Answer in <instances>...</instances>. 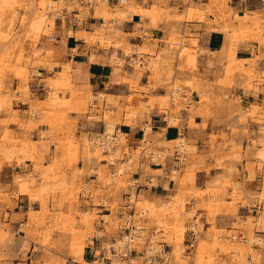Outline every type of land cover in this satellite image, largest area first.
<instances>
[{"label": "rangeland", "instance_id": "1", "mask_svg": "<svg viewBox=\"0 0 264 264\" xmlns=\"http://www.w3.org/2000/svg\"><path fill=\"white\" fill-rule=\"evenodd\" d=\"M55 1L0 0V127H2L0 157L3 156L8 159L20 154L19 158L16 159L17 163L25 158H30L34 162L33 171L38 176L37 181L32 173L15 176L16 190L10 194L0 192V203H8L10 195L28 189L29 199H35L39 206L38 212L27 211V220L24 224L19 222L22 227H20L21 232H19L17 239L13 238V234L9 230H3L5 225L0 224V264H11L10 262H1L6 261L10 256H15L16 252H19V259H16L19 261L17 264H28L25 260V252L29 250V240H33L42 246L40 250L37 248L33 250L35 255L29 264L90 263L92 260L86 261L82 258V251L84 246L89 243L91 236L100 233L93 226V220L100 217L105 222L103 225L105 233L112 236L116 232L118 234L117 225L119 221L116 219L118 214L108 218L97 216L95 210L80 211L77 208L78 193H89L91 197H95L92 203L97 202L96 197H99V195L101 196V204L103 203V196L112 198L111 209L114 212V210L120 208L119 205H123L124 196L121 194V197L120 193H124L126 187H128L127 185L132 183L131 176L134 173L140 172L137 184L142 186L148 179V184H146L148 187L153 186L158 178L169 180L172 175L167 174L166 169H164L165 173L152 172L150 171L151 168L147 166L141 167L140 170L136 168L137 159L142 148L137 141L141 136L133 144L128 143L126 136H123L126 141L121 136L119 144L115 147L116 150L114 151V148L108 154L101 153L95 143L92 144L89 140L93 138V134L90 138L83 134L79 139L75 137L73 130H71V123L75 119L68 117L72 112L78 117L88 115L90 119L98 121V132H101L103 123L119 127L120 122L114 113L102 110V95L97 94L96 98L98 100L94 106L92 105L93 97L90 90L87 89L84 93L74 89L70 84L67 86V83L65 84L63 81L66 77L63 72L59 74V79H56L57 73H55L53 79L41 75L42 70L39 67L49 66V62L43 59L41 54L46 56L51 54L50 39L57 34L52 33L57 22L53 8H57L59 12L69 10L72 6L80 12L83 8L82 4L79 6L77 3H73L68 6L64 0L58 3H55ZM89 1L99 4V0ZM258 1L260 2V0ZM118 2L120 6L114 9V16L117 18L120 17L121 12L134 9L133 3L129 0H118ZM203 2L206 4H202ZM235 2L236 0H179L178 9L164 11L159 6L152 4L148 7L149 10L142 8L132 10L140 13L142 19L145 18L151 23L172 21L175 26H172L164 37L153 41L152 45L147 44L146 40H144L141 47L128 44L123 46L119 42H115L122 54L128 58V63L125 64L130 67L127 68L130 69L128 73L130 72L131 76L125 78L126 81H129L132 77L143 76L146 73L148 74V88H162L164 90L161 97L147 96L143 99L137 95L129 97L127 103L139 110L138 113L129 110L126 118L141 117L147 111L154 110L159 116L162 115L168 126H174L178 123L177 113L182 107L179 104L181 89L191 86L194 81L191 82L182 75L184 73L191 74L196 69L194 61L196 49L190 48V45L194 44L191 41L192 36L187 32H181L182 25L180 24L183 22L197 21L204 24L211 31L223 33L226 42L224 49L229 50L237 40L247 41V39L264 46V11L247 13L241 19H238L236 12L231 8V5ZM47 3L50 4V7L47 6ZM260 4L264 7V3L260 2ZM107 16L109 17L110 14L107 13ZM207 16H210V22ZM75 36H82L89 41L98 40V33L97 37L95 34L85 35L80 32L76 33ZM110 42L111 39L105 38L104 41H100V45L107 47ZM156 43L162 44L160 49H158ZM43 45L46 46L45 50L41 49ZM135 54L140 57L141 63L139 66L136 61V64H132ZM109 63L125 65L117 59L115 53H111ZM37 71L40 72L37 78L42 76L41 81L46 83L47 87L55 88L59 92L53 89L51 92H47L46 96H39L43 101L37 100L38 98L32 95L33 100L29 101L28 97L31 96L29 90L33 91L32 88H36L35 82L34 84L30 82L34 81L32 75ZM233 74L247 76V73L242 71L237 64L227 63L222 70V75L225 78L229 76L228 79H230ZM225 80H218V84L227 85L228 82ZM131 89L136 90L134 87ZM143 90L140 89V91ZM174 90H178V92L175 98L170 101L169 94ZM18 100L29 102L28 113L36 111L43 113L45 116L51 117L46 118V122L51 124L55 120L57 123L55 128L58 130V135H56L59 137L56 138L55 150H58L59 155L52 158V161L46 167L36 162L37 156L33 150L23 151L17 149V144H20L21 148L23 145L28 147L31 144L33 146L32 142L23 139L13 140L5 131L7 123L17 122V119L13 116L15 111L11 110V106ZM107 103L111 104V101L108 100ZM113 105H116L115 102ZM95 109H97L96 116L92 113ZM150 121L147 117L146 125L142 126L141 130H144L145 127L150 129ZM191 124L190 119L188 126H191ZM184 141L189 150L184 163L188 167L192 159L191 153L196 151V148L190 140L184 138ZM145 145L152 148H167L171 152L172 143L165 144L162 142L161 136L147 134L142 146ZM255 146H259V148L256 149ZM249 147L253 150L251 157L255 159V163L250 164L247 162L245 170L251 174V170L255 166L258 169L264 167V143L251 141L246 153L250 150ZM110 160H112V165L108 166L107 162ZM233 160L240 161V157ZM80 162L82 164L77 168L76 164ZM184 168H182L181 173L179 172V174L171 177L175 187L173 190L167 191L164 198L154 196L137 197L135 212L145 210L144 238L137 240V245L141 247L145 243V237L149 239L148 237L151 236V238H155L154 241L164 243L165 251L170 247V258L167 264H246L248 260L253 264H264V238L258 236L257 228L254 229V232L252 231L254 225L252 226L251 219L234 226V229L242 228L244 235L237 233V229L232 232H227L224 229L216 230L214 217L220 212V206L226 204L225 194L222 191H215L208 200H202L204 194H206L205 191L192 190L186 184L180 188V182H184V179H182ZM91 173H95V180L88 183L80 180L81 175ZM263 194L264 187L257 193H249L248 196L251 200L262 201L264 200ZM237 203L246 205L243 198L234 196L231 203L227 204L226 209L235 207ZM195 211L200 228L195 234L196 239L193 241L192 247L188 248L186 246L187 231L192 220L191 216ZM205 216L209 221L206 224L208 228L205 227V223L202 225ZM53 233L56 234L55 239L52 238ZM117 234L112 238L116 237ZM34 236H37L38 240H34L32 238ZM232 236H242L248 238L249 241L253 237H260L261 240L259 245L250 248L249 244L242 243L238 238H236V241L232 240ZM11 245L14 247H10ZM16 245L17 247H15ZM2 249L3 251H1ZM133 264H141L140 259Z\"/></svg>", "mask_w": 264, "mask_h": 264}, {"label": "crops", "instance_id": "2", "mask_svg": "<svg viewBox=\"0 0 264 264\" xmlns=\"http://www.w3.org/2000/svg\"><path fill=\"white\" fill-rule=\"evenodd\" d=\"M86 1L89 0H64L68 6L77 3L79 6L82 4L83 8L80 12L72 6L69 10H64L63 18L57 19L56 27L52 32L57 33L53 35L54 37L57 35V37L50 39L52 52L49 56L41 54L43 59L49 62L48 67H39L42 70L41 75L53 79L57 73L56 79H59V74L63 72L66 76L63 81L65 84L67 83V86L70 84L74 89L84 93L87 89L90 90L93 97L92 105L94 106L97 104V94L102 95V110L111 111L116 115L120 122L121 136L125 135L129 144H133L139 139L141 127L146 125L147 117L151 120V125L150 129H147L146 135L161 136L162 142L169 144L181 133L185 139L194 143L196 151L191 153L192 159L188 167L182 164L177 170H173L169 177L170 181L158 178L156 188L151 186L146 189H138L139 197L164 198L166 192L175 187L171 177L181 173L182 168L185 167L182 175L184 182H180V188L186 184L192 190L205 191L206 194L202 200H208L215 191H222L226 196V204L220 206V212L214 217L216 230L224 229L227 232H232L237 229H234L235 224L245 223L247 219H251V224L254 225L252 231L254 232V229L257 228V233L264 238V200H251L248 196L249 193H257L264 187V167L258 169L255 166L251 170V174L245 170L247 162L255 163V159L251 157L253 150L250 147L246 153L249 143L251 141L264 143V46L247 39V41L237 40L229 50L224 49L226 42L223 33L211 31L197 21L183 22L180 24L182 25L181 32H187L192 36L191 41L194 44L190 45V48L196 49L194 56L196 69L191 74L184 73L182 75L189 81H194L191 86L181 89L179 104L182 107L177 113L178 123L174 126L164 125L162 115L159 116L154 110L147 111L141 117L126 118L129 110H134L136 113L139 110L127 103L129 97L136 95L142 99L147 96L161 97L164 90L162 88H148V74L146 73L126 81L125 78L131 76V73H128L130 67L125 64L128 63V58L122 54L115 42H119L123 46L128 44L141 47L146 40L147 44L152 45L153 41L164 37L171 30V27L175 26L174 23L172 21H170L172 23L167 21L151 23L145 18L142 19L140 13L132 10L141 8L149 10L148 7L152 4L159 6L164 11L178 9L179 0H129L133 3L134 9L121 12L119 18L114 16V9L120 6L118 0H99V4L90 1V5H85ZM202 4L206 3L203 2ZM231 8L236 12L238 19L247 13L264 11L263 5L258 0H236ZM107 13L110 14L109 17ZM74 19H77L79 23L74 24ZM207 19L209 22L211 21L210 16H207ZM247 24L249 23L247 22ZM78 32L85 35L95 34L96 37L98 33V40L89 41L82 36L76 37L75 34ZM105 38L111 39L107 47L100 45V41H104ZM156 45L158 49L162 46L160 43H156ZM41 49L45 50L46 46L43 45ZM186 50L188 51V48ZM111 53H115L117 59L125 65L109 63ZM227 63L237 64L242 71L247 73V76L233 74L230 79H228L229 76L225 78L222 75V70ZM42 76L33 78L35 82L39 83V86L32 88L33 91L29 90L31 94L28 97L29 101L33 100L32 95H35L37 100L43 101L39 96H46V93L53 89L59 92L55 88L47 87L46 83L41 81ZM218 80H225L228 84L220 85ZM34 81L30 83L34 84ZM132 87L136 90H132ZM140 89L144 90L140 91ZM108 100L111 101V104L107 103ZM114 102L115 106L113 105ZM11 110L15 111L13 116L17 122L6 124L7 135L13 140L23 139L32 142L33 146L29 143L28 147L23 145L21 148L20 144H17V149L33 150L37 156L36 162L46 167L52 158L59 155L58 150H55L56 138L59 137L57 136L58 130L55 128L57 123L55 120L51 124L46 122L45 119L51 117L45 116L43 113L37 111L28 113L29 102L25 100L14 102ZM96 111L97 109L92 111L95 116L97 115ZM68 117L75 119L71 123V130L78 139L81 138V134L90 138L92 133H97L99 130L98 121L90 119L88 115L78 117L72 112ZM190 119L192 124L188 126ZM105 125L106 123L102 124V126ZM1 132L2 127H0V134ZM89 140L94 144L92 138ZM255 147L256 149L259 148V146ZM19 156L20 154L8 159L3 156L0 157V192L2 193L10 194L16 190L15 176L32 173L36 181L38 180V176L32 168L34 162L30 158H25L17 163L16 159ZM238 157H240V161L233 160L234 158L238 159ZM78 164H76L77 168L82 163ZM160 167L149 170L165 172L164 168L166 170L169 168V160L166 159V162H163ZM139 173V171L136 172L137 177L132 175L131 178L138 181ZM80 180H83L84 183L95 180V173L83 174ZM24 188L26 187L24 186ZM23 191L10 195L8 203H0V224L5 225L3 230H9L14 239L19 237L18 223L24 224L27 220V211H39L37 201L29 199L28 189H23ZM127 191L128 187L125 189L126 193ZM125 192L120 193V196L121 194L124 196ZM232 194L234 195L231 197ZM77 196V208L82 212L95 210L97 216L111 218L114 217V214H119L123 208V205H119L120 208L112 212V198L108 196H103L102 204L100 195L96 197L97 202L95 203H92L95 197H91L89 193L82 194L80 192ZM234 196L243 198L246 205L237 203L235 207L226 209L227 204L231 203ZM116 219L118 220V215ZM203 219L202 225L205 223V227L208 228L206 225L209 222L207 216ZM92 223L100 235L93 234L89 243L84 246L82 258L86 261H91L93 252L98 251L103 242H110L112 237L117 234L116 232L114 235L108 236L103 227L105 222L100 217H97ZM237 233L244 235V230L242 228L237 229ZM52 236L55 239L56 234L53 233ZM32 238L36 240L37 236ZM10 247L14 246L11 245ZM35 248L40 250L42 246L33 240H29V250L25 252L26 263L29 264L32 261ZM18 253L16 252L15 256H10L1 263L17 264L19 262L16 260L19 259Z\"/></svg>", "mask_w": 264, "mask_h": 264}, {"label": "built area", "instance_id": "3", "mask_svg": "<svg viewBox=\"0 0 264 264\" xmlns=\"http://www.w3.org/2000/svg\"><path fill=\"white\" fill-rule=\"evenodd\" d=\"M260 2L264 3V0H260ZM84 4L90 5V1H86ZM73 23L78 24L79 22L77 21V19H74ZM66 31L68 32L67 29ZM56 37L57 35L54 38ZM137 55L138 54H135L133 56L134 61L132 64H136V62L138 64L141 63L139 59L140 57H138ZM39 74L40 72L37 71L32 76L36 78L39 76ZM35 85L39 86V83L36 81ZM177 92L178 90H174V92H171L169 94L170 101H172L175 98ZM162 121L164 125H167L164 118H162ZM103 127L104 126H102L101 128V132L92 133L93 134L92 140L94 141L96 147L99 150H101V153L108 154L119 144L120 140H116V139H117V136L121 135V131L119 127L113 126L110 130V133L105 134ZM140 132H141V137L137 141V143L141 145L142 148H141V152H140V155L136 163L137 164L136 168H139L138 170H140V168L143 166H147L149 168H161L159 163L160 162L162 163L163 160L164 162H166V159L169 160V168L167 170L168 172L167 174L173 173V170L175 171L178 169V167H180V164L183 162V159L186 153L185 152L186 144L184 141V137L181 133L178 134L176 138L171 141L172 143L171 148H170L171 152H169V149L163 148V147L162 148H152V147H149V145L142 146L144 142L141 143L140 140H142L141 138L144 132L143 130H141ZM122 138L124 139V141H126L125 137H122ZM111 162L112 160L107 162V165L111 166L112 165ZM134 176H136V173H134ZM131 180H132V183L127 185L128 191L124 195L123 208L118 214V221H119L117 225L118 234L116 237H114L116 239L112 238V240L109 242L108 250L100 246L97 252L95 251L93 252V259L91 262L95 261L96 262L95 264H131L130 263L131 259L133 258L136 259L137 257L138 259H140L141 264H165L166 263V261L164 260L165 247L163 243H158V246L162 248L159 250L158 246L157 248H152L151 246H148L149 241L147 238H145L146 239L145 243L142 244L141 246L142 248L140 250L136 251L134 248V244H133L134 232L139 230V228H142L141 227L142 225L140 224L142 221H145V220H144V213L142 210H140L139 212H135V204L133 203L132 200H130V198L131 196L132 197L136 196V194L138 193L137 192L138 189H146L149 187L146 185L148 184L147 183L148 179L145 181V184L142 186L137 184V179L135 180L131 179ZM156 187H157V182L155 181L153 188H156ZM191 219H192L191 220L192 223L187 231L188 240L186 241L187 242L186 246L188 248L192 246L193 241L195 239L194 237L195 231H193L191 227H193L194 224L199 221L197 219L196 211L191 216ZM136 223H139V225H137ZM18 224H19L18 232H21L19 227H22V224L21 223H18ZM235 237L238 238L241 242H244V243L247 242L246 238L242 236L241 237L235 236ZM122 240L124 241L122 242ZM259 244H260V240H258L257 242H253V244H249V245H250V248H254ZM148 247L150 249H153V251L147 252L145 248L148 249ZM248 264H251V263H248Z\"/></svg>", "mask_w": 264, "mask_h": 264}, {"label": "bare ground", "instance_id": "4", "mask_svg": "<svg viewBox=\"0 0 264 264\" xmlns=\"http://www.w3.org/2000/svg\"><path fill=\"white\" fill-rule=\"evenodd\" d=\"M61 2V0H56L55 1V3H58V2ZM50 4L52 3V2H49ZM50 4H48L47 3V6L48 7H50L49 5ZM60 4V3H59ZM53 11H54V14H55V19L57 20H60V18H63V12H59L58 10H57V8H53ZM50 38V37H49ZM51 39H54V36L53 37H51ZM138 66H139V64H138ZM168 125V124H167ZM113 126H115V125H108V124H106L105 126H104V133L105 134H109L110 133V130H111V128L113 127ZM147 129H148V127H145L144 128V130H143V136H142V140H140V142L142 143V142H145V136H146V131H147ZM121 136V135H120ZM120 136H117V139L116 140H121L120 138ZM171 143V142H170ZM116 150V148L114 149V151ZM185 156H184V159H183V162L180 164V166L182 165V164H184L185 163V161H186V159H187V156H188V154H189V150L187 149V147H185ZM136 155V154H135ZM163 162H164V160L162 161V163L160 162L159 164H160V166L163 164ZM137 197H139V194H137V196H134V197H132L131 196V198H130V200H132L133 201V203L135 204V202H137L136 201V199H138ZM143 211V213H144V211L145 210H142ZM147 213V212H146ZM84 215H87V214H84ZM115 223V222H114ZM191 223H192V221H191ZM191 223H190V225H191ZM137 225H139V223H136ZM140 225H142L141 227L142 228H139V230H137V231H135L134 232V235H133V239H134V241H133V244H134V248H135V250L137 251V250H140L141 249V247H139L138 245H137V240H141L142 238H144V236H143V234H144V231H145V227H144V221H142L141 222V224ZM190 225H189V227H190ZM199 228H200V223H199V221L197 222V223H195L194 224V226L193 227H191V229L193 230V231H195L194 232V237H195V234H196V232L199 230ZM97 236H99L100 235V233L98 234H96ZM152 237V236H151ZM151 237H148L149 239H148V241H149V245L148 246H151L152 248H157V246H158V243H162V242H156V241H154L155 240V238H151ZM145 238H147V237H145ZM232 238V240H234V241H236V237L235 236H232L231 237ZM259 238V239H258ZM253 237L252 238V240L251 241H249V240H247L246 239V243H244V242H242V243H244V244H253V242H257L258 240H261V238L260 237ZM114 239H116V238H114ZM195 239H196V237H195ZM194 239V240H195ZM258 239V240H257ZM124 240H122V242H123ZM119 242V241H118ZM121 242V243H122ZM164 244V243H163ZM101 246H102V248H104V249H106V250H108L109 249V242H103L102 244H101ZM192 247V246H191ZM190 247V248H191ZM158 249L160 250V249H162V248H160L159 246H158ZM157 249V250H158ZM145 250L148 252H152L153 251V249H150L149 247H148V249H146L145 248ZM95 252H97V251H95ZM170 247H168V249L164 252V255H165V257H164V260L166 261V263L165 264H167L168 262H169V258H170ZM138 261V257L135 259V258H133V259H131V264H133L134 262H137ZM96 262L95 261H93V262H90V264H95ZM248 263H251V264H253V262H251L250 260H248V261H246V264H248Z\"/></svg>", "mask_w": 264, "mask_h": 264}]
</instances>
